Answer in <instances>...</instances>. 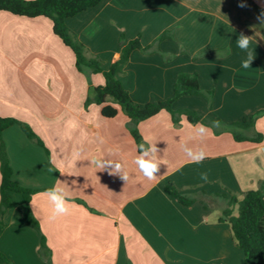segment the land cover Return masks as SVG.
<instances>
[{
    "label": "crops",
    "instance_id": "1",
    "mask_svg": "<svg viewBox=\"0 0 264 264\" xmlns=\"http://www.w3.org/2000/svg\"><path fill=\"white\" fill-rule=\"evenodd\" d=\"M261 13L264 0H102L65 25L104 70L124 44L139 38L148 51L132 52L117 79L140 107L171 98L178 74H196L210 99L184 96L172 108L229 124L264 109ZM164 32L170 37L157 42ZM241 33L252 37L255 59L248 69L241 66L247 52L236 43ZM103 84L101 74L76 70L49 19L0 11V117L26 124L41 142L28 139L19 125L1 134L12 180L34 193L28 203L9 193L0 253L11 264H244L230 226L217 220L224 199L184 207L164 187L195 198L257 190L264 184V116L245 134H260V143L236 142L221 127L203 141L190 140V123L173 124L165 111L139 122L141 143L160 149L158 181H149L133 163L139 151L126 116L119 111L106 119L100 106H84L91 89ZM184 141L205 150L202 163L188 160ZM93 158L121 163L127 182L97 169ZM57 180L76 207L52 220L42 193ZM26 212L37 227L25 223Z\"/></svg>",
    "mask_w": 264,
    "mask_h": 264
},
{
    "label": "trees",
    "instance_id": "2",
    "mask_svg": "<svg viewBox=\"0 0 264 264\" xmlns=\"http://www.w3.org/2000/svg\"><path fill=\"white\" fill-rule=\"evenodd\" d=\"M102 0H0V11L14 16L25 18H47L52 23V31L64 46L68 47L74 55L75 68L84 74H101L104 84L91 89L90 96L86 99L84 106L96 104L101 107V116L106 119L114 118L121 111L129 121V133L136 145L141 143V136L137 130V124L145 121L161 111L170 115L173 124H178L181 118L190 124L203 123L211 127L212 121L198 113L190 110H174L173 103L184 96H202L210 99L212 93L201 90L196 74H178L172 90L171 98L157 103H147L140 107L129 96L117 79L123 73V69L134 51L146 52L139 38L129 41L121 47L119 58L112 63L107 70L102 67V61L94 56L88 55L86 48L80 43L76 36L67 28L65 20L78 15L79 13L96 7ZM170 37L169 32L162 33L157 42ZM264 116V109H261L240 122L225 124L220 121L221 130L229 132L236 142L249 141L260 143L262 137L256 134L255 137H247L244 132L253 128L255 120ZM219 121V120H218ZM13 125H19L28 139L41 145L33 131L24 123L13 118L0 117V233L4 229L3 215L12 207L9 193L20 194L25 203H28L31 190L20 187L12 180V169L6 155L5 145L1 140L4 130ZM214 132L218 133L215 128ZM164 192L184 207L192 206L195 202L210 204L213 199L220 197L225 200V207L218 216V222L228 223L232 233V239L237 248L244 256V264H264V184L257 190L247 191L240 195L227 192L223 195L209 196L201 192L197 198L189 197L180 192L173 185H166ZM24 221L27 225L37 227L38 224L29 212L24 214ZM47 248L42 241V254ZM0 263L11 264V262L0 253Z\"/></svg>",
    "mask_w": 264,
    "mask_h": 264
},
{
    "label": "clouds",
    "instance_id": "3",
    "mask_svg": "<svg viewBox=\"0 0 264 264\" xmlns=\"http://www.w3.org/2000/svg\"><path fill=\"white\" fill-rule=\"evenodd\" d=\"M240 6L243 7L244 5L242 4ZM258 19H261V22L264 23V13H261V16L258 17ZM251 41L252 37L246 36L243 33H241L236 40L237 46L241 50L247 52V58L242 61L241 65L244 69L250 68L252 61L255 59L253 51L249 50ZM189 127L191 129L189 139L203 141L212 132L213 128L220 127V121H212L211 127L199 122L195 125L189 124ZM180 148L188 160L192 163H202L207 156V153L202 147H190L187 141L181 142ZM138 151L139 154L135 157L133 163L147 180L158 181L159 176L157 173L159 172L160 165L162 163L161 158L158 155L160 149L157 148L155 143L147 144V146L145 143H140L138 145ZM91 163L100 171L109 169L110 175H119L120 178L126 182L128 180V173L124 171V166L119 162L104 160L102 158H93ZM51 171L52 169L50 168L49 172ZM200 178L207 182L208 174L206 172H202L200 173ZM73 183H75V181H73ZM42 195L46 197L47 201L52 206L50 216V219L52 220H55L57 217L69 215L76 207L74 202H72V197L69 196L66 191L64 182H61L60 180H57L56 185L45 190Z\"/></svg>",
    "mask_w": 264,
    "mask_h": 264
},
{
    "label": "rangeland",
    "instance_id": "4",
    "mask_svg": "<svg viewBox=\"0 0 264 264\" xmlns=\"http://www.w3.org/2000/svg\"><path fill=\"white\" fill-rule=\"evenodd\" d=\"M200 97H203L204 99H206V100H208V98L205 96V95H202V96H200ZM200 97H198V98H200ZM210 105V101H208V106ZM175 110V109H174ZM253 115V114H252ZM205 118H207V117H205ZM208 119H210V118H208ZM210 120H213V119H210ZM245 134H246V132H244Z\"/></svg>",
    "mask_w": 264,
    "mask_h": 264
}]
</instances>
